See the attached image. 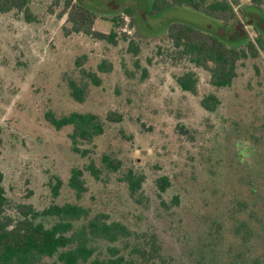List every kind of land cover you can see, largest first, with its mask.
Here are the masks:
<instances>
[{"label": "rangeland", "instance_id": "rangeland-1", "mask_svg": "<svg viewBox=\"0 0 264 264\" xmlns=\"http://www.w3.org/2000/svg\"><path fill=\"white\" fill-rule=\"evenodd\" d=\"M122 1L116 0L117 7L108 5V0L79 3L96 14L95 30L108 34L114 29L110 19L127 8ZM134 1L138 2L135 23L131 18L122 19L128 40H121L115 47L83 35H66L62 28L66 17L59 18L63 1L34 0L37 22L33 24H28L23 15L0 14V172L9 213L14 214L20 204L33 205L39 211L72 204L87 209L91 220L108 217L140 230L150 225L161 230L166 222L169 229L170 219L159 222L161 218L155 217L158 212L164 216L162 201L172 204L180 195L183 208H174L175 213L196 214L210 208L209 179L200 163L202 153L207 154V149L214 146L219 149V158L232 164L217 173L228 177L226 200L240 193L263 221L255 227L261 234L264 253V52L260 51L258 59H244L238 64V77L231 87L215 90L207 72L178 56L174 59L167 51V30L173 23L195 27L240 48L245 42L238 35V23L255 42L256 32L245 17L253 13L252 0H239V7L232 4L237 22L227 26L185 6L171 7L155 16L151 0ZM254 24L264 30V17L258 15ZM136 47L139 51L135 53ZM82 55H88L84 65L87 70L95 71L103 60L112 63L113 71L100 74L101 86L83 79L76 64ZM189 70L200 78L197 96L182 92L176 85V78ZM71 81L87 89L85 101L77 102L71 96ZM211 92L223 103L216 115L199 105ZM48 112L57 117L97 115L106 122L105 132L92 144L81 141L76 151L70 138L73 129L57 131L46 121ZM110 112L121 114L123 121H107ZM182 126L192 132L194 141L181 132ZM229 131L231 135L235 131L241 139L234 137L228 142ZM106 154L122 162L121 170L105 174L99 182L85 172L87 192L79 198L68 186L72 171L92 163L101 168ZM129 170L146 177L145 207L135 204L128 185L122 182ZM164 176L171 178L173 187L161 199L157 182ZM58 182L63 186L54 197L52 188ZM48 221L56 222L54 218ZM176 224L172 229L178 233ZM198 229L194 227L192 233L197 234Z\"/></svg>", "mask_w": 264, "mask_h": 264}, {"label": "trees", "instance_id": "trees-1", "mask_svg": "<svg viewBox=\"0 0 264 264\" xmlns=\"http://www.w3.org/2000/svg\"><path fill=\"white\" fill-rule=\"evenodd\" d=\"M33 1L0 0V14L13 12L23 15L28 24L36 23ZM56 1H63L59 18L66 17L62 26L66 35H83L92 38L94 42L114 47L121 40H128L123 32L121 14L110 19L114 23V29L106 34L94 30L97 16L89 8L74 0ZM238 1L153 0L151 13L156 16L171 7H191L197 12L217 18L227 26L230 22H237V14L232 4L239 7ZM251 3L258 11L257 16L264 17V0H252ZM127 15L133 17L132 12H127ZM257 16L245 15L249 25L258 34L256 44L238 23L235 25L238 35L245 42L240 48L228 45L216 35L195 27L173 23L168 27L167 51L174 59L178 56L195 69L207 72L210 85L215 90L229 88L238 77V64L244 59H258L260 51L264 52V30L254 24ZM131 22L133 23L132 20ZM134 51L136 53L139 49L136 47ZM160 51L163 52L162 48ZM87 60L88 55H82L78 57L76 64L83 79H88L94 86L99 87L103 81L100 74L113 71L112 63L103 60L95 71H91L84 68ZM199 84V75L194 70L186 71L176 78L177 87L194 96L198 95ZM70 90L71 96L77 102L86 100L88 91L83 85L71 81ZM222 104V99L215 92H211L202 98L199 105L205 112L216 115ZM45 118L57 131L67 127L73 129L70 138L76 151H79L77 146L81 141L92 144L105 132L106 122L90 113H72L57 117L48 112ZM106 120L120 123L123 116L110 112ZM180 130L194 141L192 132L186 127L182 126ZM233 134L229 131L228 142L234 137L235 140L241 139V135L236 136L235 131ZM218 152L219 149L214 146L209 151L207 149L210 156L205 158L207 154L202 153L200 163L209 179L208 192L214 207L211 204L205 212L196 214L185 210L184 213L181 210L175 213L172 212L174 208H183L180 195L173 198L172 204L162 201L164 216L158 212L159 216L155 217L161 218L159 222L170 219L172 227L166 229L168 225L163 222L165 227L161 230L151 225L146 230H140L127 223L111 221L108 217L100 216L91 220L87 209L72 204L54 205L43 211L30 204H20L15 207L14 214L9 213V199L3 186L4 175L0 172V264H264L261 234L255 227L263 221L249 200L245 196H239L240 193H230L232 197L226 200L229 193L226 185L228 177L226 174L224 177L217 176V173L220 170L225 171L232 164L219 158ZM121 167L120 160L106 154L102 158L101 168H97L95 163L87 165L83 170L75 168L68 186L81 198L87 192L85 172H89L99 182L105 174H117ZM222 177L223 181L220 182ZM122 182L128 185L130 198L135 204L147 206L143 192L146 177L143 174L129 170ZM157 184L161 199V195L173 187L171 178L167 176L160 178ZM62 186V182L54 185V197L59 196ZM175 214L179 216V220ZM191 214L195 216L194 220ZM51 218L56 222L50 223L48 220ZM175 223L178 233L172 229ZM194 227L199 228L197 234L192 233Z\"/></svg>", "mask_w": 264, "mask_h": 264}, {"label": "crops", "instance_id": "crops-1", "mask_svg": "<svg viewBox=\"0 0 264 264\" xmlns=\"http://www.w3.org/2000/svg\"><path fill=\"white\" fill-rule=\"evenodd\" d=\"M74 2H79V0H74ZM115 2H116V0H108V5H113L114 7H117V3H115ZM152 4H153V0H151V2H150V5H152ZM82 5L85 6L84 4H82ZM123 5H126V7H127L125 10H122L120 12H119L118 9H115V10H117L121 14V16L126 17V20L129 19V18H131L132 21L134 22L135 16H136V14H138V10H137L138 2H136L134 0H125V2H123ZM151 8H152V6H151ZM127 12H132L133 17L128 16L127 15ZM92 13H94V12H92ZM134 26H135V24H134ZM135 29H136V26H135ZM94 30H95V24H94ZM167 32H168V30H167Z\"/></svg>", "mask_w": 264, "mask_h": 264}, {"label": "flooded vegetation", "instance_id": "flooded-vegetation-1", "mask_svg": "<svg viewBox=\"0 0 264 264\" xmlns=\"http://www.w3.org/2000/svg\"><path fill=\"white\" fill-rule=\"evenodd\" d=\"M253 9V13H252V15H256L257 16V14H258V11L256 10V8H252ZM252 27V26H251ZM253 28V27H252ZM255 30V29H254ZM255 32H256V30H255ZM257 37H258V34H257V32H256V39H257ZM250 38V37H249ZM251 39V38H250ZM257 43V40L255 41V44Z\"/></svg>", "mask_w": 264, "mask_h": 264}]
</instances>
